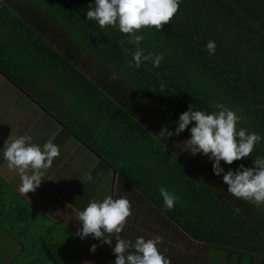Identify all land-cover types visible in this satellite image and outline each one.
Returning a JSON list of instances; mask_svg holds the SVG:
<instances>
[{
	"label": "trees",
	"instance_id": "16d2710c",
	"mask_svg": "<svg viewBox=\"0 0 264 264\" xmlns=\"http://www.w3.org/2000/svg\"><path fill=\"white\" fill-rule=\"evenodd\" d=\"M88 4L0 0V53L7 52L0 54L2 73L44 118H71L66 128L115 173L112 191L128 200L134 195L178 221V229L201 243L203 262L232 257L233 264H264V205L232 196L206 155L180 150L187 127L164 143L156 135L162 124L174 127L189 104L207 112L223 103L238 110L237 127L259 133L261 140L249 156L221 166H251L253 157L264 155V0H179L160 31L139 30L145 52L163 51L167 57L157 68L150 63L131 68V55L124 52L132 47L127 34L84 20ZM208 40L215 42L213 55L205 49ZM87 51L90 61L84 59ZM35 60L47 66L30 74L23 66ZM78 61L81 70L74 68ZM46 84L60 88L70 105L47 106ZM160 186L179 197L171 210L163 208ZM191 220L197 228L188 225ZM113 260L110 249L106 264Z\"/></svg>",
	"mask_w": 264,
	"mask_h": 264
},
{
	"label": "crops",
	"instance_id": "0c3cea01",
	"mask_svg": "<svg viewBox=\"0 0 264 264\" xmlns=\"http://www.w3.org/2000/svg\"><path fill=\"white\" fill-rule=\"evenodd\" d=\"M2 30L0 28V34ZM4 33L5 31L2 36ZM6 53L0 54L6 55ZM87 54H89L88 51L84 53V59L90 61ZM166 60L167 57L164 55L161 62ZM35 62L24 65V70L33 74L38 72L34 67L40 70L47 66L41 64L40 60ZM57 64L60 65V62ZM80 64V62L74 64V68L81 70V67H78ZM4 66L6 64H3ZM68 72L71 74L70 70ZM68 72L67 75H69ZM94 73L92 71V74ZM27 84L30 85V90H34L30 81H27ZM46 89L48 91L45 95V97L48 96L45 101L47 106L62 105L65 109L70 105L69 99L59 92L60 88L58 89L55 84H46ZM34 92L37 94L36 89ZM49 109L52 111V107ZM36 119H40V125L35 123ZM69 120L57 117L56 122L51 117L44 118L41 108H38L28 94L18 88L0 70V151L9 134H28L32 137V142L40 145L55 137L53 142L59 146L60 150V155L54 158L50 168L45 170V178L41 180L39 186L27 193H21L18 190L20 183L18 174L9 170L6 161L0 158V264H54L56 254L68 253L66 250L69 253L78 254L76 258L79 261H74L75 264L77 262L84 264L88 261L87 254L89 259L94 258L98 261L101 253L103 257L100 260L104 259L105 253L103 264H106L110 245H105L104 252V243L92 238L90 234L83 239L79 238L76 232L80 223L75 215L76 211L82 209L90 198H102L104 194L113 192L111 185L115 173L106 162L87 151L81 140L77 139L78 137L72 135L74 133L66 128V125L70 123ZM35 124L38 127H35ZM88 170L93 176V181L83 180ZM138 200L136 203L130 202L131 215L126 218L120 236L134 240L136 236L148 238L153 235L151 233L160 234L161 243L158 247L164 250L170 264H178V258L182 261L179 264L188 263L191 260L186 253L187 245L190 240L192 241L190 235L178 229V221L171 219L169 214L162 210H151L150 208L154 209L152 205L148 202L143 204L144 201L139 198ZM137 218L138 221L135 222ZM145 219H149L147 225H136ZM150 222L156 227L150 226ZM188 225L197 228L194 220H191ZM71 239H73L72 243ZM113 239L112 245L115 243V238ZM178 240L183 244L178 246ZM195 243L196 250L203 248L200 247L202 246L200 242L195 241ZM91 244H96L94 251H89ZM99 244H101L100 249ZM58 247L60 249L57 250ZM200 252L202 253L196 254L194 264L237 262V259L232 257L230 262L228 259L220 260L217 257H210L209 261L203 262L204 259L201 257L205 255L203 250ZM255 264H259L258 260H255Z\"/></svg>",
	"mask_w": 264,
	"mask_h": 264
},
{
	"label": "clouds",
	"instance_id": "9594fccd",
	"mask_svg": "<svg viewBox=\"0 0 264 264\" xmlns=\"http://www.w3.org/2000/svg\"><path fill=\"white\" fill-rule=\"evenodd\" d=\"M178 5L179 0H89L84 20L95 21L99 29L115 26L120 33L127 34V43L132 47L125 48L124 52L131 55V68H139L145 63L157 68L164 58V52H145L140 46L144 36L139 30L142 27H154L160 31L162 24L170 21L176 13ZM215 48L213 40L205 43L208 55H213ZM214 109L206 112L189 104L178 113L174 127L162 124L156 135L164 143L187 127L189 135L183 139L180 150H186L191 155H206L211 161L213 174L221 176L226 190L232 196L255 206L264 205V155L253 157L251 166L238 164L235 169L229 167L227 170L221 166V161L229 165L234 160L249 156L254 145L260 142V134L237 127V122L242 119L237 114L238 110L223 103H217ZM190 122L194 123L189 126ZM54 139L52 137L40 145L32 142L28 134H9L4 140L0 158L6 161L9 170L18 174V190L21 193L38 187L45 178V170L60 155ZM83 180L93 181L91 172L86 173ZM158 192L163 208L171 210L179 197L164 186H160ZM130 215L129 200L115 191L104 194L102 198H90L82 209L76 211L75 218L80 223L76 235L83 239L90 234L99 242L111 245L114 253L112 264H170L164 250L158 247L161 243L159 235L153 234L148 238L136 236L134 240L120 236L126 218ZM95 248L96 244H91L89 251Z\"/></svg>",
	"mask_w": 264,
	"mask_h": 264
},
{
	"label": "rangeland",
	"instance_id": "374dc122",
	"mask_svg": "<svg viewBox=\"0 0 264 264\" xmlns=\"http://www.w3.org/2000/svg\"><path fill=\"white\" fill-rule=\"evenodd\" d=\"M88 172H89V170H88ZM87 172V173H88ZM89 186V185H88ZM125 196H129L130 194H129V191L128 190H125ZM129 201H139L138 200V198L137 199H134V195H132L131 196V198L129 199ZM142 202V201H141ZM143 204L145 203V202H142ZM151 210H154V209H152V208H150ZM148 220L149 219H145V220H141L140 222H138L136 225H139V226H141V225H147L148 224ZM138 221V218L136 219V221L135 222H137ZM164 224V223H163ZM150 226H152V227H156V225H154L152 222H150ZM151 234H154V233H151ZM155 235H159L160 236V234H155ZM72 240L73 239H71V243H72ZM181 244H183V242H180V240H178V246H180ZM195 241L194 240H190L189 241V244L187 245V254L191 257V260H189V262L188 263H185V264H194V258H195V256H196V254L198 253V249L196 250L195 249ZM104 245V248H103V250H104V252L106 251V244H103ZM99 246V249H100V247H101V244H99L98 245ZM58 249H60V247H58L57 248V250ZM111 249V245L109 246V248H108V250H110ZM68 253H66V252H64V251H62V252H64V254H56V256H55V260H54V264H75V263H73L74 261H76V260H78V258H76V257H78V254H74V252L73 253H69V251L68 250H66ZM76 252V251H75ZM81 252H82V250H81ZM78 253V252H77ZM88 253H90V252H88ZM202 252H199V254H201ZM70 254V255H69ZM103 256H102V253L100 254V257H99V260L98 261H96L94 258H92V259H89V254H87V260L88 261H86L84 264H103V262L105 261L104 259H105V253H104V259H102V260H100L101 258H102ZM76 258V259H75ZM85 258V257H84ZM75 259V260H74ZM98 259V258H97ZM79 261V260H78ZM76 264H78V262L76 263Z\"/></svg>",
	"mask_w": 264,
	"mask_h": 264
}]
</instances>
